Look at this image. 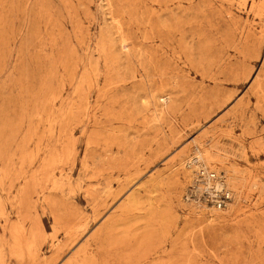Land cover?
Instances as JSON below:
<instances>
[{"label": "rangeland", "instance_id": "1", "mask_svg": "<svg viewBox=\"0 0 264 264\" xmlns=\"http://www.w3.org/2000/svg\"><path fill=\"white\" fill-rule=\"evenodd\" d=\"M0 264H264V0H0Z\"/></svg>", "mask_w": 264, "mask_h": 264}, {"label": "built area", "instance_id": "2", "mask_svg": "<svg viewBox=\"0 0 264 264\" xmlns=\"http://www.w3.org/2000/svg\"><path fill=\"white\" fill-rule=\"evenodd\" d=\"M185 197L189 201H196L221 210L232 202L233 192L229 188L224 172L201 167Z\"/></svg>", "mask_w": 264, "mask_h": 264}, {"label": "bare ground", "instance_id": "3", "mask_svg": "<svg viewBox=\"0 0 264 264\" xmlns=\"http://www.w3.org/2000/svg\"><path fill=\"white\" fill-rule=\"evenodd\" d=\"M162 102H163V101H162ZM163 103H165V101H164ZM165 105H166V104H165ZM88 119H89V118H88ZM201 164H202V163H201ZM190 166H192V165L190 164ZM201 167H205V166H203V164H202V165L199 166V169H200ZM206 168H207V167H206ZM199 169H198V171L196 172V174L199 172ZM192 171H193V170H192ZM188 172H189V175H193V173H192L191 171H188ZM196 178H197V175H196ZM227 182H228V179H227ZM228 185H229V184H228ZM229 188H230V186H229ZM188 189H189V188H188ZM230 189H231V188H230ZM231 190H232V189H231ZM232 192H233V190H232ZM186 193H187V192H186ZM234 200H235V194H234V192H233V200H232V202H231L230 204H228L226 208L221 209V210H220V209H217V208H215V207H211V206H207V205H204V204L198 203V202H196V201H189V200L186 199V202H187V203H194L195 205L199 206V208H201V209L209 208L208 210L210 211V213H211L212 215H218V214H220V213H224V211L230 209V207L232 206ZM213 210H216L217 213H214ZM219 212H220V213H219ZM218 216H219V215H218Z\"/></svg>", "mask_w": 264, "mask_h": 264}]
</instances>
